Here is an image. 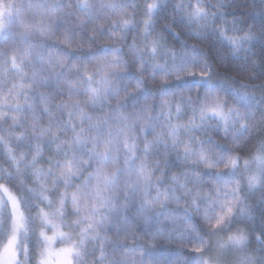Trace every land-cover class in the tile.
Returning a JSON list of instances; mask_svg holds the SVG:
<instances>
[{
  "label": "clouds",
  "instance_id": "obj_1",
  "mask_svg": "<svg viewBox=\"0 0 264 264\" xmlns=\"http://www.w3.org/2000/svg\"><path fill=\"white\" fill-rule=\"evenodd\" d=\"M0 264H264V0H0Z\"/></svg>",
  "mask_w": 264,
  "mask_h": 264
}]
</instances>
